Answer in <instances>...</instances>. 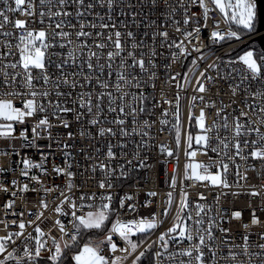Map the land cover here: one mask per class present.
<instances>
[{
  "label": "built area",
  "instance_id": "built-area-1",
  "mask_svg": "<svg viewBox=\"0 0 264 264\" xmlns=\"http://www.w3.org/2000/svg\"><path fill=\"white\" fill-rule=\"evenodd\" d=\"M89 0H85L87 4ZM9 3L14 6V0H9ZM37 5L36 17H27L19 12L10 13V19L15 20L25 19L28 21V27L39 30L44 27L49 32L55 29V23L59 18L48 17L47 12L49 9L52 12L61 10L58 0H52L51 5L39 4V0H34ZM185 6L190 4V0H183ZM2 0H0V7H2ZM170 6V7H169ZM43 8L45 12L44 24L39 23V11ZM121 8H123L125 15H121ZM171 8H175L176 11L171 13ZM209 8L213 9L211 0H209ZM66 10L75 13L76 5H70ZM201 9L198 6L190 8V13L195 12L198 16L201 15ZM135 12L136 16L133 19L132 13ZM97 13L99 15H97ZM109 15L111 19H109ZM51 19V28L48 27L49 20ZM81 20L87 24V21H91L96 24V28L85 27L84 31L91 32L90 37L77 38L76 32L79 31V23L75 19L74 15L71 18V23L76 25L75 28L64 27L65 31L71 32V36L68 38L71 40V45H65L63 49L55 47L49 49L50 53H57L52 55L51 59L59 62L61 59L67 58L66 56L59 55L68 51L69 47L76 49V64L71 63L65 67V73L68 75V79H73L72 72H82L84 75H91L93 77L92 86L85 85L83 89L77 87L73 91L72 99H76V93L79 91H92L93 103L95 104L96 95L101 89L95 84V77L99 76L101 80L109 82L110 86L107 91H111L114 97H118L123 92H127L129 95L125 97V113H130V106H135L138 109L136 115V123L133 124L132 116L128 114L126 117L121 116L120 118L126 119L124 127L127 129L129 135L121 136L119 134V126L116 124H104V127H112L117 131L115 137H98L96 136V127H92V135L94 138L81 137L79 135V127L73 117L68 115L63 117L70 121V127L65 129L62 126L54 127L52 129V135L54 140L59 139L60 144L51 142V148L48 147L50 141L47 138H40L36 141L35 147H27L25 142L21 139H9L0 138V153H8V155H0V167L6 171L0 172V183L7 188L5 192L0 189V237L6 236L9 231L18 230L16 225L9 224L5 227L4 221H11L18 219L17 216L12 215V210L6 209L5 205L9 199L14 200L15 204L13 209L15 212H23V218L28 221L32 220L35 223L28 225L24 236L19 238L13 237L15 244L9 245L8 251L12 248L17 249V255H22L23 244L29 243L34 248V243L25 239L28 232H32L33 235L34 227L38 224L40 228L46 233L44 239L47 241V248L42 250V256H48L50 249L54 250L52 237L59 240L62 236L64 239H68L66 235L61 233L59 226L55 224L57 218H59L65 225L66 232L72 231L71 221V209L69 203L63 204V209L68 212V216H63L54 212L56 206L60 205V201L63 197L60 193L63 191L65 195L68 194L66 189V183L68 177L63 174H57L53 171V166L65 167V157L63 152H70L71 155L67 158V163L72 165L70 171L75 173L73 177L74 187L71 189V195L76 200L77 204V215L86 214L89 210L87 206L80 208V195L81 193L91 194L96 193L97 199L96 204H99V195L101 193L111 192L113 196L112 207L120 212V218L127 220L136 217H151L153 213L163 219V211L168 205V193H172V205L169 209L167 219L160 225L155 232L145 241L141 248L137 250V253L149 244L152 245V253L159 249L158 236L161 232L171 227L173 223V217L176 214V209L180 204L181 193L186 192L188 209L185 210V214L188 211L192 213V220L188 221L189 226L195 229L193 221L195 219L203 218L205 221L209 217L216 216L219 220V216L227 213L223 227L230 229L228 233H221L218 230H214L216 236L215 244H219L220 247L216 251L217 264H261L264 261V249L257 247L259 244H264V239L261 238V233H264V158H253L249 153L253 149L251 144L252 140H258L259 138L253 133L248 136V146H245L243 141L244 136L239 137L241 142V148L243 151L240 156L235 155L234 144L237 137L234 134V128L237 118L245 125V127L259 128L261 132H264V96H253L252 93L259 89L264 90V83L260 81H254L248 73L246 67L239 61H236V57L243 53V51L252 48L259 51L262 50L260 46L251 47L249 40L251 36L241 37L239 40L233 38L228 42L220 44H213L209 35L213 30L214 22H218L219 29L227 31L229 25L225 22L223 15L216 9H213L209 13V19L207 28L202 29L199 36L193 34L190 38L191 43L188 42L189 38L183 37V32L191 30L192 24H183V10L180 8V0H156V4L153 5L150 0H116L113 10L109 13L107 5L100 7L96 5L92 9V14L89 15L85 12ZM173 20L180 21L179 25L173 23ZM35 21V22H33ZM154 22V23H153ZM203 23V21H201ZM107 23L110 25L107 29H101L100 24ZM112 24L116 27L113 29ZM177 27L180 31H177ZM60 31V29H55ZM119 30L121 35V42L125 48L123 54L127 60V64L131 65V58L127 57V52L132 50L130 45L133 42L132 39L127 37L126 33L131 31L134 33L135 42L141 45L135 49L137 59L143 54L145 59V66L149 70L141 72L137 67L135 69L125 67L123 72L128 78L129 83L123 84L120 92H117L113 86L116 82V72L120 71V57H115L112 60V76L108 77V70L105 68L104 75H100L98 71L89 73L87 64L84 63L81 68V62L86 61L89 50L96 52L100 57L99 61L95 57L92 59V63L95 66L97 62L99 64H105L108 60L107 52L114 51L112 44L107 40L109 33H112L113 40L115 39L114 32ZM232 30H236L232 25ZM0 31L12 32L13 36L0 35V53L7 52L8 48L5 41H9L12 45V51L16 52L17 37L19 31L16 30L11 23L5 26V29ZM167 31L168 37L165 38L159 34L153 38V33H161ZM97 32H102V36H97ZM147 33V35H145ZM254 35V34H253ZM252 35V36H253ZM183 39L185 45L191 52V55L185 58V56L179 53V50L175 47L169 48L167 45L173 41L179 43ZM87 40L88 48L79 49V45L82 41ZM98 43H105L107 46L104 49L95 47ZM195 49H199L200 53H203L206 57L203 60L198 61V67L193 68L192 72H188L191 60L197 57L200 53H197ZM155 49L156 55L151 56L152 49ZM81 51L83 54H81ZM175 52L177 55L174 57L172 53ZM18 58L16 56L8 55L0 58V88H3L2 80L4 72L11 75L20 71L19 68L12 69L7 67L9 62H14ZM151 58L154 60L155 67L148 65L147 61ZM219 58V59H218ZM232 59L234 63L229 64L228 60ZM217 64L218 67H208V65ZM205 77H213L214 79L208 80L206 78H200L201 82L205 84V91L203 93L197 91V77L200 76V72L204 71ZM155 72V78H152L151 72ZM50 75L53 79L59 77V72L54 68L49 69ZM188 73L189 82L186 83L184 80V74ZM35 75V72H34ZM135 75L141 86L137 87L135 81L132 80V76ZM17 77V81H19ZM80 82H83V77H76ZM244 83H241V81ZM154 85V86H153ZM179 85V87H178ZM48 89H53L54 85L49 83ZM16 89L23 91L17 83ZM61 91H68L69 89L61 86ZM137 94H143L146 97L144 103V111L139 112L140 104L132 100V96ZM177 94L179 95V107H180V124H181V141L179 146L176 144V135L173 125L175 124L176 112V101ZM203 96V101L200 99L192 100V97ZM17 102L20 101V97L14 98ZM39 99V98H38ZM49 99L55 100L56 97L53 93ZM66 99V97L64 98ZM251 105V107H249ZM117 112L109 113L107 111V100H105V116L107 120L111 121L117 118L119 115V101L116 105ZM204 109L205 112V125L209 128V144L207 146H197L193 143V148L198 149L196 160L209 163L214 161L215 163L209 169L211 172L222 171V165L227 164V182L230 187L214 186L207 181H195L193 179H186L184 177V165L191 159L185 155L187 150L186 136L190 132L193 136L199 133L201 130L196 124L195 118L199 116L200 110ZM165 110H167L165 114ZM95 111V109H94ZM191 112V120H189V113ZM247 115H241V113ZM49 116L50 121L55 125L58 121L53 117L52 110L46 113ZM225 117H227V127H224ZM40 115L30 118L27 122L29 126V136L31 137L30 126L35 124ZM104 119V117H101ZM144 120H148L149 126L143 124ZM162 120H167V124H162ZM87 127V122H84ZM133 127L136 128V132L133 133ZM141 129L147 132L148 135L144 136L143 139L148 141L146 148H137L142 140ZM163 129V130H161ZM21 126H16L15 136H19ZM72 131L73 137L69 138L67 132ZM114 146L113 151L116 152L115 158L109 160L106 157L108 142ZM66 142L70 145V148L64 149L63 143ZM120 142L124 143V148L121 150L115 147ZM225 143L228 145L224 147ZM161 145L165 146V150L161 151ZM255 147H264V144L258 143ZM171 148L173 154L169 156L167 149ZM217 149L213 152L212 149ZM15 149V152L13 151ZM99 149V151H97ZM43 151L47 156L45 167L46 173L40 172L39 169H30L29 176L32 174L38 175L40 183L32 181L29 178H25L21 174L23 169L22 158H30L34 162H41L40 153ZM121 152L124 154L121 155ZM137 152L139 157H137ZM130 161L131 163H126ZM143 161L147 167H140V163ZM104 163L109 168L115 169V174L110 178L113 187L107 188L108 177L100 170L99 164ZM96 166V170L92 171V166ZM120 165L124 166V170L128 173L127 176H120ZM238 166V167H237ZM12 169V171H7ZM237 171L240 174V179L237 181ZM173 174L176 176V185L172 186ZM16 179L19 182V186H15L11 183V180ZM105 180V189L99 187V181ZM28 184V190H22V186ZM58 186V187H54ZM44 188H53V191L45 194ZM258 191L260 194L253 196L252 191ZM149 192H156V196L149 197ZM15 193V196L12 195ZM130 196L131 200H125L124 209L119 208V200L122 197ZM47 203V208H42L41 201ZM150 200L151 203L145 205V201ZM87 197L85 203L87 204ZM128 204L135 205V212H130L127 208ZM197 204H203L205 207L201 212L200 216L197 213ZM43 211V216L39 220L36 216L32 215L33 212ZM259 218L260 223L252 224L253 211ZM235 211L241 212L240 218L232 217L231 213ZM7 213V215H6ZM115 215L113 220L115 219ZM230 221V222H229ZM247 225V227H245ZM206 226V224H205ZM107 234V233H106ZM248 235L247 249L248 255L243 254L242 245L244 243L243 237ZM227 236L229 242L232 245H241V247H234L232 250L236 251L238 255L235 260L228 257V247L222 244L223 238ZM105 235L102 239H104ZM114 240L120 247H123V242L120 241L118 236L114 235ZM135 238V237H134ZM101 239V240H102ZM155 241V243H153ZM188 241H184L182 245L172 244L169 251H174L178 247H187ZM103 248V254L111 255L107 243L101 246ZM207 253V249H205ZM260 252L262 255H254V253ZM133 256H129L123 264H130ZM116 255H125L124 253L117 252ZM176 261L180 259H187V257L177 256ZM207 259H211V255H207ZM161 264H170L167 256L161 257ZM195 264V261H193Z\"/></svg>",
  "mask_w": 264,
  "mask_h": 264
},
{
  "label": "snow or ice",
  "instance_id": "snow-or-ice-1",
  "mask_svg": "<svg viewBox=\"0 0 264 264\" xmlns=\"http://www.w3.org/2000/svg\"><path fill=\"white\" fill-rule=\"evenodd\" d=\"M150 2L155 5L156 0H150ZM61 10L56 12H52L50 9L47 12L48 17H57L58 21L55 23V29H60V31H56L52 29L49 32L44 27L39 28V30L29 28L28 21L25 19H10V13H21L27 17H36L37 15V5L34 3V0H14V6L9 3V0H2L3 6L0 7V30L5 29V26L11 23L13 27L19 31V36L17 37V43L15 45L16 52H13L12 45L9 41H5V44L8 48L7 52L0 53V58L12 55L16 56L18 53V58L14 62H9L7 67L12 69L19 68L20 71H16L9 78V74L4 72L3 74V88H0V138H9V139H21L25 142V145L29 148L36 146L37 139L47 138L50 143L48 147L51 148V142H55L60 144L61 141L57 138L54 140L52 135V129L54 127L62 126L65 129L70 127V121L63 117L71 115L74 121L80 125L79 127V135L81 137L86 138H94L92 135V127H96V136L98 137H115L117 135V131H115L112 127H104V124H116L119 126V134L121 136L129 135L127 129L124 127L126 123V119L120 118L121 116L126 117L130 114L133 118L132 122L135 125L136 123V115L138 112L137 107L130 106V113H125V97L129 94L127 92L121 93L118 97H114L111 91H107L110 84L104 80H101L99 76L95 77V84L98 86L101 91L96 95L95 104L93 103V93L92 91H79L76 93V99H72L73 91L79 87L83 89L85 85L92 86L93 77L91 75H84L82 72H72L71 75L73 79L69 80L68 75L65 73V67L70 63L72 65L76 64V49L69 47L68 51L65 53H60L61 56H66L67 58L61 59L59 62L51 59L52 55H57V53H50L49 49L59 47L63 49L65 45H71V40L68 39L71 36V32L65 31L64 27L75 28L76 25L71 23V18L75 17V19L79 23V31L76 32L77 38L80 37H90L92 35L91 32L84 31V28L87 26L89 28H96L97 25L92 23L91 21H87V24L81 20V17L84 16L85 12L89 15L92 14V9L99 5L100 7H104L107 5V9L109 13L113 10L114 5L116 4V0H89L87 4H85V0H58ZM39 4L43 5H51L52 0H39ZM165 4L167 5V0H165ZM211 4L213 9L218 10L224 17L225 22L229 25V29L225 32L218 27V22H214L213 30L210 32L209 39L213 44H220L223 42H228L235 38L239 40L241 35L244 33L251 32L254 28V25L257 20V0H211ZM70 5H76L75 13L66 10ZM193 6H198L202 11L201 15H197L195 12L190 13V8ZM170 7V6H169ZM180 8L183 10V24L189 25L192 24L191 30H185L183 32V37L189 38L188 42L191 43V37L193 34L199 36L202 29L207 28V23L209 19V13L213 10L209 8V0H190V4L185 6L183 0H180ZM176 11L175 8H171V13ZM121 15H125L123 8H121ZM45 12L43 8L39 11V23L44 24L45 22ZM97 15H99L97 13ZM133 19H135L136 13H132ZM109 19L111 16L109 15ZM203 21V23L201 22ZM35 22V21H33ZM154 23V22H153ZM173 23L179 25L180 21L173 20ZM52 21L49 20L48 27L51 28ZM235 24L238 26V30H232V25ZM110 25L107 23H101V29H107ZM111 27L115 29L116 25L112 24ZM177 31H180V28L177 27ZM159 34L165 38V41L168 37V32L164 31L161 33H153V38ZM0 35L3 36H13L12 32L8 31H0ZM96 35L102 36V32H97ZM122 33L119 30H115L114 36L115 39L112 38V33H109L107 40L111 42L114 51H108L107 57L108 60L105 64H99L97 62L95 69L92 63L93 57L99 61L100 57L96 52L89 50L88 57L86 61H82L80 67H83V64H87V68L89 73L93 71H98L102 76L104 75L105 68L108 70V77L112 76V60L115 57H120V71L116 72V82L113 85L117 92H120L123 84H128V78L125 76L123 69L125 67L130 68H139L141 72H146L149 69L145 66V59L143 54L141 57L137 59L135 49L141 46L135 42L134 33L128 31L126 33L127 37L133 40L130 47L132 50L127 52V57L131 58V65L127 64V60L124 58L123 54L125 52V48L121 42ZM147 35V33H145ZM107 45L105 43H98L95 47L99 49H104ZM169 48H177L179 53L185 58L191 55V52L185 45L183 39L177 43L173 41L171 44L167 45ZM79 49L88 48L87 40L81 42L78 46ZM194 48V46H193ZM194 50L197 53H200L199 49ZM81 54L82 51H81ZM156 52L153 48L151 51V56H155ZM175 57L177 54L175 52L172 53ZM206 57L203 53H200L197 57H194L191 60V65L189 66L188 72H192L193 68L198 67V61L203 60ZM219 59V58H218ZM236 61L241 62L247 69L248 73H250L252 80L260 81L264 83V49L262 50H254L249 48L248 50L243 51L242 54L236 57ZM148 65L151 67H155L154 60L149 58L147 61ZM229 64L234 63L232 59L228 60ZM208 67H218L217 64L208 65ZM54 68L57 72H59V77L53 79V76L50 75L49 69ZM200 72V76L197 77L198 88L197 91L203 93L205 91V84L201 82L200 78H206L208 80L214 79L213 77H205V72ZM35 72V75H34ZM156 73L151 72L152 78H155ZM82 76L83 82H80L76 77ZM17 77H19V81H17ZM132 80L135 81L136 86L140 87L139 79L133 75ZM184 80L186 83L189 82L188 73L184 74ZM19 83L20 87L24 89L23 91H18L16 89V85ZM52 83L54 85L53 89H48L47 85ZM241 83H244L242 80ZM61 86L68 91H61ZM154 86V85H153ZM179 87V85H178ZM55 95L56 99H49L52 95ZM253 96H264V90L258 88V90L252 93ZM20 97V101L17 102L14 98ZM66 97V99H64ZM39 98V99H38ZM200 99L203 101V96L196 97L193 96L192 100ZM105 100H107V111L109 113L117 112L116 105L117 101H119V115L114 120H107L105 116ZM132 100L138 102L140 104L139 112L144 111V101L146 97L143 94H137L132 96ZM251 107V105H249ZM49 108L52 110L53 117L58 121V124H53L49 116L46 114L49 111ZM95 109V111H94ZM264 111V108L261 109ZM167 110H165L166 114ZM40 115V119L36 121L35 124L30 126L31 137L29 136V126L27 124L28 120L34 116ZM241 115H247L246 113H241ZM175 116V124L173 128L175 129L176 135V144L179 146L181 141V124H180V107H179V95L177 94L176 101V112ZM104 117V119H101ZM225 119L224 127H227V117ZM87 122V127H85L84 122ZM189 120H191V112L189 113ZM196 124L199 126L201 130L195 136H193L190 132L186 136V144L187 148L191 150H187L185 155L191 158L184 165V177L186 179H193L195 181H207L210 182L214 186L221 187H230L227 182V169L228 165H222V171L211 172L209 169L215 163L214 161H210L209 163H203L197 161L195 158L197 156L198 149L193 148V143L197 146H207L209 144V128L205 125V112L204 109L200 110L199 116L195 118ZM162 124H167V120H162ZM143 124L145 126H149L148 120H144ZM21 126V130L19 131V136L16 137L15 131L16 126ZM163 130V129H161ZM133 133L136 132V128L133 127ZM255 133V135L259 138L258 140H252L251 144L254 146L249 155L253 158H264V147H255L258 143L264 144V132H261L260 129L245 127L243 123L239 121V118L236 120L234 134L237 137L236 142L234 144L235 155L240 156L243 149L241 148V142L239 137L244 136L245 139L243 141L245 146H248L249 141L247 139L248 136ZM73 132L68 131L67 136L69 138L73 137ZM148 133L144 132L141 129L142 140L139 144H137V148H146L148 145V141L144 140L143 137L147 136ZM113 145L111 142H108L106 157L111 160L115 158L116 152L113 151ZM115 147L120 148L121 150L124 148V143L120 142ZM225 148L228 145L225 143ZM63 148L68 149L70 145L66 142L63 143ZM165 150V146L161 145V151ZM15 152V149H13ZM99 151V149H97ZM213 152H216L217 149L213 148ZM124 153L121 152V155ZM167 154L171 156L173 154V150L171 148L167 149ZM0 155H8V153H0ZM71 155L70 152H63V156L65 157V167L53 166V171L57 174H63L68 177V181L66 183V189L68 194L62 191L60 195L63 199L60 201V205L56 206L54 212L63 216H68L69 213L65 212L63 209V204L65 202L69 203V207L71 209V221L72 231L66 232L64 223L57 218L55 224L59 226L61 233L66 235L68 239H64L63 236L57 240L55 237H52L54 250H49L50 254L48 256H42V250L47 248V241L44 239L46 233L40 228L37 224L34 227L33 235L32 232H28L25 237L26 240L34 243V248L29 245V243L23 244V253L22 255H17V249L12 248L11 251H8L9 245L15 244V240L13 237L19 238L24 236L26 228L28 225H32L35 222L32 220L26 221L23 216V212H15L13 209V205L15 204L14 200L9 199L7 204L5 205L6 209L12 210V215L17 216L18 219H13L11 221H4L5 227H8L9 224L16 225L18 230L9 231L6 236L0 237V264H123L125 260L128 259L129 256H133V254L137 253V250L141 248V245L145 243V241L151 236L155 230L164 223V220L167 219L169 209L172 205V193H168V205L169 207L165 208L163 211V219L159 218L157 214L153 213L152 216L149 217H136L127 220H122L120 218V212L112 207L113 196L111 192L101 193L99 195V204L95 203L97 199L96 193L85 194L81 193L80 205L79 207L82 209L84 207H88L89 210L86 214L77 215L76 209L77 204L75 198L71 195V189L74 187L73 177L75 173L70 171L72 165L67 163V158ZM41 162H34L30 158L24 157L22 158L23 169L21 170V174L25 178H29L32 181L40 183V179L38 175L32 174L29 176L30 169H39L40 172L46 173L47 169L44 166L47 160V156L43 151L40 153ZM137 157H139V153L137 152ZM126 163H131L130 161H126ZM140 167H147L141 161ZM120 176H127L128 173L124 170V166L120 165ZM238 167V166H237ZM100 170L108 177L107 188L111 189L113 187L111 183V176L115 174V169L109 168L106 164H99ZM92 171L96 170V166L93 165L91 168ZM6 171L4 168L0 167V172ZM7 171H12V169H7ZM237 181L241 178L239 172L237 171ZM11 183L15 186H19V182L16 179L11 180ZM99 187L101 189H105L106 181L100 180ZM172 186L176 185V176L173 174L172 177ZM28 184H24L22 186V190H28ZM58 187V186H54ZM0 189H3L5 192L7 188L4 187L2 183H0ZM53 191V188H44L45 194ZM260 193L258 191L253 190L251 195L256 196ZM15 196V193H12ZM156 192H149L148 196H156ZM187 193H181L180 204L176 209V214L173 217V223L171 227L167 228L165 231L161 232L158 236V240L160 242L159 249L152 253V258L149 260L147 257V253L151 252L152 245L149 244L146 248L139 251L138 254L134 256L131 264H161V257L167 256L170 264H217L216 261V251L220 247L219 244H215L216 236L214 234V230H218L221 233H228L230 229L223 227V223L227 217V213L219 216V220L216 216L209 217L207 221L203 218L195 219L193 221L195 225V229L189 226L188 221L192 220V213L188 211L185 214V210L188 209L187 204ZM87 197V204L85 203V199ZM131 200L132 197L125 196L119 200V208L124 209L125 200ZM151 203L150 200L145 201V205ZM42 208H47L48 205L43 200L41 201ZM203 204H197V213L196 215L199 217L201 212L204 209ZM127 208L130 212H135L136 208L134 204H128ZM7 215V213H6ZM32 215L36 216V219L39 220L41 216H43V211L33 212ZM115 215L114 220H110V217ZM232 217L240 218L241 212L235 211L231 213ZM110 222V227H107ZM230 222V221H229ZM260 223L259 218L255 215V210L253 211L252 224ZM206 224V226H205ZM107 227V234L104 239L99 241H94L91 236H88L87 240H85L82 245L81 241L86 233L91 231H103ZM247 227V225H245ZM114 235L118 236L120 241L123 242V247L117 244L114 240ZM261 238L264 239V233H261ZM135 237V238H134ZM188 241L187 247H178L174 251H169L170 246L174 243L176 245H182L184 241ZM243 254L248 255V235L246 234L243 237ZM107 243V246L110 250L111 255L103 254V248L101 247ZM155 243V241H153ZM222 244L228 247V257L232 260H235V257L238 255L236 251L232 249L234 247H241V245H232L229 242L227 236H225L222 240ZM257 247L264 249V244H259ZM207 249V253L205 252ZM124 253L125 255H116L117 252ZM211 255V259H207V255ZM254 255H262V253L257 252ZM187 257V259H180L178 262L176 261V257ZM249 264H252L249 261ZM261 264H264V261H261Z\"/></svg>",
  "mask_w": 264,
  "mask_h": 264
},
{
  "label": "water",
  "instance_id": "water-1",
  "mask_svg": "<svg viewBox=\"0 0 264 264\" xmlns=\"http://www.w3.org/2000/svg\"><path fill=\"white\" fill-rule=\"evenodd\" d=\"M257 27L251 40L258 43L264 49V0H257Z\"/></svg>",
  "mask_w": 264,
  "mask_h": 264
},
{
  "label": "trees",
  "instance_id": "trees-1",
  "mask_svg": "<svg viewBox=\"0 0 264 264\" xmlns=\"http://www.w3.org/2000/svg\"><path fill=\"white\" fill-rule=\"evenodd\" d=\"M253 32H254V29L251 32H248L246 34H251ZM251 43H254V45H256L257 47L259 46L258 43L253 41V40H251L250 44ZM113 217H114V215L112 217H110V220H113ZM107 227H110V222L108 223ZM107 227L103 231H91L89 233H86L83 237V240L81 241V245L85 240H87L88 236H91L94 241L101 240L103 238V236L106 235V233H107ZM146 255H147L149 260L152 258V248H151V252L147 253Z\"/></svg>",
  "mask_w": 264,
  "mask_h": 264
},
{
  "label": "rangeland",
  "instance_id": "rangeland-1",
  "mask_svg": "<svg viewBox=\"0 0 264 264\" xmlns=\"http://www.w3.org/2000/svg\"><path fill=\"white\" fill-rule=\"evenodd\" d=\"M257 22H258V17H257V20H256V23H255V25H254V32L253 33H251V34H246V33H244L243 35H241V37H246V36H251V38H252V35L255 33V31H256V27H257ZM233 27L236 29V30H238V26H236L235 24H233ZM251 42V39L249 40V43ZM249 45H251V47H256V45H254V43H251V44H249ZM131 264V263H130Z\"/></svg>",
  "mask_w": 264,
  "mask_h": 264
}]
</instances>
